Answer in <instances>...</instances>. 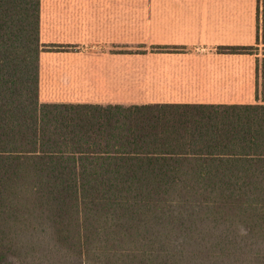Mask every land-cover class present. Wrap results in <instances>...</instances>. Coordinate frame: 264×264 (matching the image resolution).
I'll return each mask as SVG.
<instances>
[{
  "label": "trees",
  "instance_id": "trees-1",
  "mask_svg": "<svg viewBox=\"0 0 264 264\" xmlns=\"http://www.w3.org/2000/svg\"><path fill=\"white\" fill-rule=\"evenodd\" d=\"M39 24L0 0V264H264V104L41 103Z\"/></svg>",
  "mask_w": 264,
  "mask_h": 264
},
{
  "label": "crops",
  "instance_id": "crops-1",
  "mask_svg": "<svg viewBox=\"0 0 264 264\" xmlns=\"http://www.w3.org/2000/svg\"><path fill=\"white\" fill-rule=\"evenodd\" d=\"M263 4L40 0L39 101L121 105L134 86V105L264 104V54L218 50L264 48Z\"/></svg>",
  "mask_w": 264,
  "mask_h": 264
},
{
  "label": "rangeland",
  "instance_id": "rangeland-1",
  "mask_svg": "<svg viewBox=\"0 0 264 264\" xmlns=\"http://www.w3.org/2000/svg\"><path fill=\"white\" fill-rule=\"evenodd\" d=\"M139 51V50H137ZM251 52H260L261 54H264V48H253L251 50ZM261 67H263V62L259 63ZM262 70V68H261ZM133 79H124V81H126V84H129L130 81ZM130 86V85H129ZM134 87V86H133ZM133 87H128V90L123 91L122 95H119V97L117 96L116 100L117 102H119V104L124 105V106H128V105H134L137 104V102H141V101H145L147 99V95L146 94H138L134 91ZM48 96H53L54 95H48ZM113 97V95H110ZM109 98V97H108ZM107 103H103L101 105H107Z\"/></svg>",
  "mask_w": 264,
  "mask_h": 264
}]
</instances>
